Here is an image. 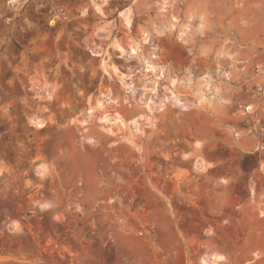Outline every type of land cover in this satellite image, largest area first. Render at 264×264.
<instances>
[{"label":"rangeland","instance_id":"374dc122","mask_svg":"<svg viewBox=\"0 0 264 264\" xmlns=\"http://www.w3.org/2000/svg\"><path fill=\"white\" fill-rule=\"evenodd\" d=\"M0 264H264V0H0Z\"/></svg>","mask_w":264,"mask_h":264}]
</instances>
